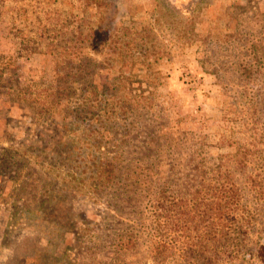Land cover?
<instances>
[{
    "label": "rangeland",
    "instance_id": "1",
    "mask_svg": "<svg viewBox=\"0 0 264 264\" xmlns=\"http://www.w3.org/2000/svg\"><path fill=\"white\" fill-rule=\"evenodd\" d=\"M100 19L98 103L68 78L57 104L40 36ZM3 64L0 264H260L264 0H0ZM222 228L247 229L231 260Z\"/></svg>",
    "mask_w": 264,
    "mask_h": 264
},
{
    "label": "trees",
    "instance_id": "2",
    "mask_svg": "<svg viewBox=\"0 0 264 264\" xmlns=\"http://www.w3.org/2000/svg\"><path fill=\"white\" fill-rule=\"evenodd\" d=\"M109 24H113L112 20H110L107 25H105V22L101 19L98 21L97 25L81 20L77 28L72 31H68L63 28H60L58 31L53 29L45 31L44 35L40 36L47 41V46L52 50L53 56L59 54L64 57V59L61 60V63L56 62L55 60L53 69L56 81V87L53 88V100L58 101L57 104H59L62 99L70 97L71 94L68 92L69 90L71 91L72 89L74 91L73 86L69 87L67 84L68 78H71L73 83H82V86L85 87L83 88L82 96L85 102L90 103V107H93L92 105H94V102L98 103V98L102 93L97 90L95 83L89 78L96 68V63L93 62L87 55L83 57L80 51L81 47L86 44L89 46H96L99 42L103 41L105 45V31H108L109 29L116 30V28L108 26ZM125 33L129 34L128 29H125ZM106 37L110 38V34H107ZM109 41V43H112L114 47L121 48H130L131 44L130 40L120 41V39L115 37H112ZM30 45H32L30 41H25L21 50L28 52V48H32L30 53H35L38 49L37 47L39 45V41H36L35 45L32 47H30ZM141 47L142 46H140V48ZM92 51L96 52V49H93ZM3 65L4 69L0 70V90L2 89V86L7 83L5 78L6 76L11 78V82H17L18 80L15 68L6 64ZM4 72H6V75L3 74ZM4 87L5 89H12L11 87ZM160 199L164 202L165 198L160 197ZM224 200L234 201V195L228 194L225 196ZM158 201L159 200H157L156 207L158 209L165 210L166 202L165 204L162 203L159 206ZM220 201L223 202V196H221ZM220 201L219 203L221 207L225 208L226 205L222 206V202ZM225 203L230 204L229 201ZM222 214H227V212L222 211ZM221 230V239L223 243H233L232 247L234 252L233 250L228 252L225 249L222 252L227 255V259L231 260L233 255L238 256V253L241 251V239L244 235L247 236V229L222 228ZM237 238L238 240H236ZM248 253L249 252L246 254ZM255 256L260 264H264V243L259 246Z\"/></svg>",
    "mask_w": 264,
    "mask_h": 264
}]
</instances>
